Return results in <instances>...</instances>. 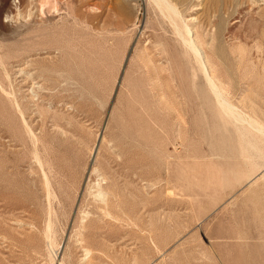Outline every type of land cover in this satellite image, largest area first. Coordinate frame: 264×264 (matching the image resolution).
Segmentation results:
<instances>
[{"label":"rangeland","instance_id":"374dc122","mask_svg":"<svg viewBox=\"0 0 264 264\" xmlns=\"http://www.w3.org/2000/svg\"><path fill=\"white\" fill-rule=\"evenodd\" d=\"M30 1L0 0V264L259 254L264 156L241 140L170 19L152 0ZM172 2L224 98L264 124V0Z\"/></svg>","mask_w":264,"mask_h":264},{"label":"bare ground","instance_id":"6f19581e","mask_svg":"<svg viewBox=\"0 0 264 264\" xmlns=\"http://www.w3.org/2000/svg\"><path fill=\"white\" fill-rule=\"evenodd\" d=\"M32 1V0H31ZM30 1V2H31ZM34 1V0H33ZM41 1V2H40ZM38 0L37 2H40V7H42L43 5H46V3H47V0ZM49 1V0H48ZM57 1H62V0H56V3H54L53 4V6H54V8L56 9V10H58L59 9V7H58V3H57ZM35 2V1H34ZM36 2V3H37ZM50 2V1H49ZM62 2H64V0L62 1ZM152 2L156 5V8H158L159 9V12L160 13H162V15L163 14H165V16H167L168 17V19H170V20H168V21H171V23H172V26H173V30H174V33H173V35L175 34V37H176V39H178L179 41H180V43L182 44V46L184 47V49L186 50V52H189L193 57H194V59H195V61H196V63H197V65L199 66V67H197V68H200L202 71H203V73H204V77H205V79L204 80H206V83H207V85H208V87L210 88V89H208L209 90V92L211 93L212 92V94L214 95V97H215V99L217 100L216 102L219 104V106L221 107V109H223V111L225 112V113H227V115H229L230 117H231V119H233L235 122H236V125H237V127H238V129H239V131H240V134L242 135V139L241 140H244L246 143H248L249 144V148H252V149H255L256 151H257V154H258V156L259 157H263L264 156V152H262L259 148H261V147H257L256 145H255V143L257 142V137L259 136H256V134H260V138H264V124L263 123H261L260 121H258L256 118H254V117H252V116H249V115H247V114H245V113H243L242 111H240L235 105H233V104H231L227 99L229 98L228 96H227V99L226 98H224V96H223V91L221 92V87H220V85L223 83H221L220 84V80L218 79V77H216L215 76V74H213V73H215V71L214 72H212V71H210V66H209V60L207 59V57L205 56L206 55V53H204L203 54V52L201 51V47H200V43L199 42H201V39H200V41L194 36V34L192 33V28L190 27V25H189V23H187V21L186 20H184L183 18H182V16H181V12H180V10H178L177 9V7H176V4L175 3H173L172 2V0H152ZM253 3H255V2H253ZM32 4V2L30 3V5ZM35 4V3H34ZM51 4H52V2H51ZM33 6V5H32ZM48 8H50V7H48ZM16 9H17V7H16ZM37 9V8H36ZM41 9V8H40ZM43 9V8H42ZM53 9V8H52ZM31 10V9H30ZM49 10V9H48ZM61 10V9H60ZM17 11V10H16ZM41 11H43V10H41ZM40 10L38 11V10H36V11H31V12H27L28 14L27 15H25V16H27L28 18L29 17H31L32 15L34 16V15H36V16H38V14L41 12ZM53 11V10H52ZM18 12V11H17ZM44 12H45V10H44ZM58 12V11H57ZM16 13V12H15ZM25 14H26V11H25ZM42 14V13H41ZM8 15H10V14H8ZM17 15L18 16H20L21 17V14H20V12H18L17 13ZM16 15V16H17ZM161 15V16H162ZM24 16V17H25ZM164 16V15H163ZM12 17V16H11ZM24 17H23V19H24ZM16 18V17H15ZM185 18V17H184ZM194 18V17H193ZM16 20V19H15ZM20 20V19H19ZM179 20V22H180V25L177 23V21ZM191 20V19H190ZM20 22V21H19ZM197 36V35H196ZM202 43H203V41H202ZM203 49V48H202ZM212 52V51H211ZM2 55V54H1ZM1 57V56H0ZM215 57H216V54H215ZM0 60H1V58H0ZM188 61V60H187ZM213 68V67H212ZM217 68V67H216ZM2 69H3V67H2ZM6 69V68H5ZM218 71V70H217ZM200 72V71H199ZM5 73H7V72H5ZM217 75V74H216ZM6 76H7V74H6ZM203 76V75H202ZM26 78V77H25ZM24 78V79H25ZM222 78V77H221ZM7 79H8V77H7ZM204 80H203V82H204ZM204 84H205V82H204ZM203 84V85H204ZM1 85V84H0ZM206 85V84H205ZM4 86V85H3ZM222 86V85H221ZM11 87V86H10ZM223 87V86H222ZM31 88H32V86H31ZM204 88H205V86H204ZM203 88V89H204ZM207 88V87H206ZM205 88V89H206ZM10 89V88H9ZM202 89V90H203ZM205 89L203 90V93H206L205 92ZM1 90V89H0ZM4 90H7L6 88L5 89H3V91ZM211 90V91H210ZM228 90V89H227ZM10 91H11V89H10ZM34 91V90H33ZM13 92V91H12ZM227 92V91H226ZM225 92V93H226ZM4 93H5V91H4ZM201 93H202V91H201ZM229 93H230V91H229ZM6 94H8V92L6 91ZM9 94H11V92L9 93ZM228 94V93H227ZM5 95V94H4ZM14 95V94H13ZM35 95V94H34ZM33 95V96H34ZM209 95V94H208ZM211 95V94H210ZM209 95V96H210ZM6 96V95H5ZM205 97H208L207 95H205ZM226 97V96H225ZM6 98V97H5ZM8 98V97H7ZM211 98V97H210ZM12 101L14 102V104H15V106H16V108H17V110H18V112H19V114L18 115H20L21 116V123H23L24 125L23 126H25L26 128H27V131H28V133H29V135H31V139L30 140H32L33 141V144L35 145L36 143H37V141L39 140L38 138H37V136L33 133V131L31 130V128L27 125V122H26V120H25V117H24V112L22 111V109H21V107H20V105H19V103L17 102V100L14 98V97H12ZM208 99H209V97H208ZM207 99V100H208ZM11 100V99H10ZM206 100V101H207ZM208 103V102H207ZM211 103H212V101H211ZM214 103V102H213ZM216 103V104H217ZM13 104V103H12ZM13 104V105H14ZM240 105H241V103H240ZM12 106V105H11ZM212 106H215V105H212ZM246 106V105H245ZM244 106V107H245ZM248 106V105H247ZM243 107V108H244ZM13 108V107H12ZM16 108H15V110H16ZM218 108V110H219V107H217ZM216 108V109H217ZM221 109H220V111H221ZM219 114H220V112H219ZM221 114H223V113H221ZM252 114V113H251ZM226 115V114H225ZM229 116L226 118L227 120H228V118H229ZM15 117V116H14ZM223 117H224V114H223ZM20 118V117H19ZM233 120H231V121H233ZM228 121H230V120H228ZM226 123V122H225ZM232 124V123H231ZM233 125V124H232ZM22 127V126H21ZM234 127V126H233ZM23 128V127H22ZM235 128V127H234ZM237 129V130H238ZM235 130V129H234ZM24 131V130H23ZM258 137V138H259ZM240 140V141H241ZM264 141V140H263ZM242 142V141H241ZM260 142V141H259ZM259 142H257V143H259ZM243 143V142H242ZM263 145V144H262ZM243 146H244V144H243ZM263 147H264V145H263ZM245 148V147H244ZM35 150V149H34ZM264 150V149H263ZM246 151V150H245ZM34 152V151H33ZM253 152V151H252ZM246 153H248V152H246ZM34 154H35V156H36V154H38L39 155V153H37V150H35V152H34ZM37 155V156H38ZM253 157V156H252ZM264 158V157H263ZM38 159H39V157H38ZM37 159V160H38ZM36 160V159H35ZM40 160V159H39ZM39 164L41 163L40 161H37ZM262 163V162H261ZM252 164H254V163H252ZM41 165V164H40ZM261 166V165H260ZM259 166V167H260ZM261 171H264V170H261ZM44 172V171H43ZM42 173V172H41ZM45 173V172H44ZM48 176V175H47ZM263 179H264V173H263V176H261ZM44 182V181H43ZM264 181H262V183H263ZM45 184H46V186L48 187L49 186V183H48V181L46 180L45 182H44ZM44 184V185H45ZM51 187V186H50ZM49 187V188H50ZM47 189V188H46ZM49 190V189H48ZM46 191V190H45ZM48 193H49V191H47ZM51 192V191H50ZM46 193V192H45ZM52 193V192H51ZM47 194V193H46ZM50 194V193H49ZM54 195V194H53ZM96 195L97 196H102L103 197V193L101 192V191H97V193H96ZM95 195V196H96ZM49 198V197H48ZM50 198H51V194H50ZM47 202H48V200H47ZM51 202V201H50ZM49 204V203H48ZM50 210H51V208H50ZM51 214V213H50ZM51 216V215H50ZM50 220V219H49ZM49 222V221H48ZM49 224V223H48ZM50 226H51V224H50ZM48 229H50L49 227H48ZM58 247V246H57ZM59 247H61V245H59ZM85 255V254H84Z\"/></svg>","mask_w":264,"mask_h":264},{"label":"crops","instance_id":"0c3cea01","mask_svg":"<svg viewBox=\"0 0 264 264\" xmlns=\"http://www.w3.org/2000/svg\"><path fill=\"white\" fill-rule=\"evenodd\" d=\"M257 213L258 212H256V214ZM231 264H264V244L262 245V249L259 254L257 252L256 254H251L249 256L245 255L244 258L240 256Z\"/></svg>","mask_w":264,"mask_h":264}]
</instances>
